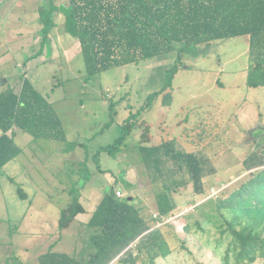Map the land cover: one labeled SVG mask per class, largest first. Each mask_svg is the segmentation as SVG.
I'll return each instance as SVG.
<instances>
[{"label": "rangeland", "instance_id": "374dc122", "mask_svg": "<svg viewBox=\"0 0 264 264\" xmlns=\"http://www.w3.org/2000/svg\"><path fill=\"white\" fill-rule=\"evenodd\" d=\"M43 4H0V94L20 95L28 79L39 100L53 106L65 137L40 136L53 129L48 125H36L37 136L16 129L15 142L23 152L0 172V264H43L64 253L84 260L95 250L89 240L94 229L77 218L62 228L60 218L76 198L82 211L83 201L98 202L114 182L125 196L136 197L144 217H156L152 145L208 162L205 193L197 196L192 184L180 188L177 209L165 221H150L168 223L164 231L173 252L160 264H222L231 238L206 221L199 228L194 217L202 216L194 207L198 199L218 197L210 195L212 187L217 195L232 190L249 173L244 160L264 154V86L247 85L248 36L202 43L186 52L171 86L168 70L177 49L88 78L80 42L65 30L64 17H56L58 24L40 52ZM126 122L133 128L126 144L114 154L100 151L124 132ZM163 164L173 167L174 162ZM127 175L136 177L133 183ZM189 222L191 230L185 231ZM243 264H264V258Z\"/></svg>", "mask_w": 264, "mask_h": 264}, {"label": "trees", "instance_id": "16d2710c", "mask_svg": "<svg viewBox=\"0 0 264 264\" xmlns=\"http://www.w3.org/2000/svg\"><path fill=\"white\" fill-rule=\"evenodd\" d=\"M39 12L43 24L40 52L58 24V13H62L65 30L80 42L88 78L115 66L177 49L175 63L168 70L167 85L171 86L186 52L202 43L247 35L250 42L247 85L264 86V0H67L64 3L45 0ZM38 97L41 96L28 79L20 95L0 94V172L22 150L15 142L17 128L37 136L36 125H48L53 129L40 136L65 137L59 131L61 119L53 106ZM132 129L126 122L124 132L100 151L114 154L126 144ZM149 155L155 171L154 177L150 173V182L156 194V217L146 219L142 207L135 203L136 197L118 196L114 185L104 194L87 223L94 229L89 240L95 250L84 260L64 253L43 264H159L158 258L173 252L164 231L168 223L155 225L154 222L165 221L177 209L175 193H180V188L192 184L197 196L205 193L208 162L200 161L194 154L169 152L157 145L150 146ZM263 158L264 154L253 153L244 160L247 176L218 197L196 200L200 203L194 210L198 208L202 218L194 217V213L190 215L196 218L194 223L199 228L206 221L218 227L222 235L230 236L222 264L253 263L259 257L264 258ZM143 160L147 161L146 155ZM170 160L173 167L163 164ZM80 210L76 198L63 211L60 227H67ZM191 226L192 223H186L185 231H190Z\"/></svg>", "mask_w": 264, "mask_h": 264}, {"label": "crops", "instance_id": "0c3cea01", "mask_svg": "<svg viewBox=\"0 0 264 264\" xmlns=\"http://www.w3.org/2000/svg\"><path fill=\"white\" fill-rule=\"evenodd\" d=\"M67 0H57V2L58 3H64V2H66ZM44 3L45 2V0H41V3ZM57 16H59V18H63L64 16H63V14L62 13H58V15ZM64 21V20H63ZM18 135V132H17V130H15V137ZM52 139H54V138H52ZM23 151L21 150V152H20V154L22 153ZM62 152H64L63 153V156L65 155V151H62ZM20 154H18V155H20ZM17 155V156H18ZM16 156V157H17ZM15 157V158H16ZM13 160V159H12ZM10 162V161H9ZM8 162V163H9ZM7 163V164H8ZM6 164V165H7ZM136 179V177L135 176H132V178L130 179V177H129V175H127L126 176V181L127 182H129V183H133V181ZM132 181V182H131ZM114 184L115 185H117V182L115 183L114 182ZM118 187V186H117ZM118 189L119 190H121L122 191V194H123V196H125V193L123 192V190H122V188H120V187H118ZM107 191H109V190H107ZM106 191V192H107ZM105 192V193H106ZM104 193V194H105ZM72 194V192L69 194V196ZM104 194L99 198V200H98V202H96V203H92L91 201H90V199L88 198V199H86L87 200V203H86V205L82 202H80L81 204H82V207H83V209L84 210H80V212H78L77 214H76V216H75V218L73 219V221H75L76 220V218H77V220H79L81 223H83V225H86V223H88V221H89V219L91 218V216H92V214H93V212H94V210L96 209V207L98 206V204L100 203V201L102 200V198H103V196H104ZM71 197V196H70ZM70 201H71V198L69 199ZM68 200V201H69ZM80 201H82L81 199H79ZM70 201H69V203H70ZM94 201V200H93ZM135 202H136V200H135ZM143 208L144 207H142V211H143ZM87 209H90V212L89 211H87ZM151 216H153V215H150V217ZM146 219H147V217H145ZM148 220H150V218L148 219ZM171 255V254H170ZM169 255V256H170ZM169 256H167V257H165V259L166 258H168ZM162 259H164V258H158L157 259V262L160 264V260H162ZM116 263V262H115Z\"/></svg>", "mask_w": 264, "mask_h": 264}, {"label": "built area", "instance_id": "2783aa9c", "mask_svg": "<svg viewBox=\"0 0 264 264\" xmlns=\"http://www.w3.org/2000/svg\"><path fill=\"white\" fill-rule=\"evenodd\" d=\"M3 0H0V4H1V2H2ZM218 192H219V190H217V189H215L214 187H212V192H211V196H218L217 194H218ZM117 195L118 196H123V194H122V191L121 190H117ZM155 216H156V214H155Z\"/></svg>", "mask_w": 264, "mask_h": 264}, {"label": "water", "instance_id": "95a60500", "mask_svg": "<svg viewBox=\"0 0 264 264\" xmlns=\"http://www.w3.org/2000/svg\"><path fill=\"white\" fill-rule=\"evenodd\" d=\"M131 198H132V196L129 197V199H131Z\"/></svg>", "mask_w": 264, "mask_h": 264}]
</instances>
